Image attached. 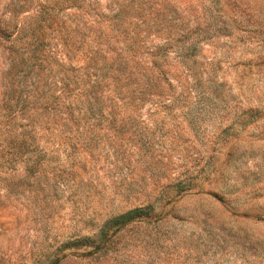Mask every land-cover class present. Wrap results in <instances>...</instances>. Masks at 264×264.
Here are the masks:
<instances>
[{
  "label": "rangeland",
  "instance_id": "1",
  "mask_svg": "<svg viewBox=\"0 0 264 264\" xmlns=\"http://www.w3.org/2000/svg\"><path fill=\"white\" fill-rule=\"evenodd\" d=\"M0 264H264V0H0Z\"/></svg>",
  "mask_w": 264,
  "mask_h": 264
}]
</instances>
